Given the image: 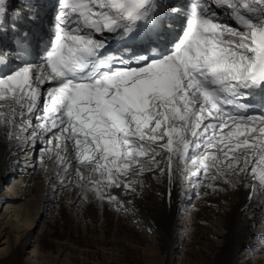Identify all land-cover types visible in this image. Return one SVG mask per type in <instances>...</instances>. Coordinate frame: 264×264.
<instances>
[{"label":"snow or ice","instance_id":"6c2138e0","mask_svg":"<svg viewBox=\"0 0 264 264\" xmlns=\"http://www.w3.org/2000/svg\"><path fill=\"white\" fill-rule=\"evenodd\" d=\"M57 4L39 62L25 33L13 50L21 65L0 76V134L20 152L39 151L60 187L74 174L84 199L109 204H119L112 188L134 192L145 172L172 183L177 161L213 191L231 177L264 189V0ZM14 7L0 0V36L18 31Z\"/></svg>","mask_w":264,"mask_h":264},{"label":"bare ground","instance_id":"6f19581e","mask_svg":"<svg viewBox=\"0 0 264 264\" xmlns=\"http://www.w3.org/2000/svg\"><path fill=\"white\" fill-rule=\"evenodd\" d=\"M35 153L25 155L16 142L0 134V189L4 185L7 191L5 196L0 194V204L4 205L0 209V264H171L179 248L189 245L184 243L191 241L189 235L193 232L196 237L193 245L199 247H190L191 253L183 256V264H264V254L258 255L264 248L258 239H264V189L251 177H231L234 186L215 181L221 190L213 191L191 176L190 171L195 169L190 164L177 161L172 183L167 171L160 174L156 169L138 178L140 182L134 185V192L112 188L111 194L118 198L119 204L109 205L126 211L125 219L135 225L125 229L134 233L138 229L152 231V240L141 236L146 244H153L152 250L142 251L128 262L120 253L125 246L123 241L103 238L107 227L101 224L99 212L92 206L73 205L82 195L77 177L73 174L68 178L70 182L60 187L55 178V164L45 158V171L40 164L42 154L38 153L37 163ZM26 161L33 167H26ZM128 178L134 179V173ZM243 184H256V191ZM197 194L201 197L195 205L197 210L188 212L187 205ZM62 197L65 201H61ZM87 199V203L100 201ZM53 205V209H47ZM177 210L182 217L175 221ZM107 213H113L112 209ZM85 216L91 218L90 226H80L77 221ZM197 222L205 225L200 232ZM256 224H262L263 228H254ZM39 225L42 231L33 238ZM192 226L196 229L192 230ZM83 228L94 232L93 242L104 241L102 244L111 246L114 254L107 256L81 248L91 246L88 239L77 237ZM27 252L29 256L25 257Z\"/></svg>","mask_w":264,"mask_h":264},{"label":"rangeland","instance_id":"374dc122","mask_svg":"<svg viewBox=\"0 0 264 264\" xmlns=\"http://www.w3.org/2000/svg\"><path fill=\"white\" fill-rule=\"evenodd\" d=\"M38 153L39 152L37 151L35 153V155H34V162H37V163L39 162V157H38L39 154ZM182 175L183 174H181V176ZM15 179H17V177ZM198 187L199 186H197L195 189H198ZM0 190H1L0 191L1 193L0 194H3V196H5L6 193H7V191H6V188L4 187V185L2 186V188ZM81 194L82 195L78 199V202L77 203H74L73 205H75V206L77 205L80 208H87V207L88 208H91V206H92L91 209H96L99 212L98 214L100 215L101 224L103 226H106L107 227L104 235H102L103 238L106 236V238L109 237V238H113L115 240L118 239V241H120V240L123 241V245L125 244V246L122 249H120V253L123 255V257H125L127 259L128 262H130V260L134 259V257L136 256V254H139L142 251L149 252V251L152 250L153 244L152 245L151 244H146L144 238H141V236H143V237H146V238H149V239L152 240V238H151L152 237L151 236V232L152 231H150V230H144V229H138L134 233V232H131V230H126L125 229L126 227H129V226L130 227H133V226L135 227V225H132L133 223L131 221H129L127 218L125 219V217H126V211H123V212L122 211H118V209L112 208V206H110L109 203H107L105 201H103V203H102V201H99V202L94 201V202H91V203L88 202L89 203L88 204L87 203V200L88 199H84L85 193H84L83 189L81 190ZM87 198H90L91 201L97 200V198L95 197L94 193H92V192H88L87 193ZM59 199H60V197H59ZM199 199H201V197L198 194L197 195H193V199H191L190 203L187 205L188 212H190L192 210L193 211L194 210H197V208H195V205H196V203H197V201ZM61 201H65V199L62 197L61 198ZM129 202H132V201H129ZM2 208H4V205L1 206V204H0V209L2 210ZM53 208H54V205L53 206H49L47 209L50 210V209H53ZM111 209H112V212L113 213L108 214L107 212L109 210H111ZM180 214H181L180 213V210H177V212L175 213V217H174L175 218V221H176V218L178 220L179 217H182V216H180ZM113 217L115 219H113ZM85 219L87 220L86 222H85ZM107 219H108V222H106ZM77 221H80L79 222L80 223V226L81 225L82 226H85V225L90 226L92 224L91 218H88L86 216L84 217V219L77 220ZM179 221H178V223H179ZM116 223L119 224V226ZM197 224H199V222H197ZM87 226H85V227H87ZM201 226H205V225L202 224V223L199 224V225H196V227H199L198 228L199 229L198 232H200ZM212 227H213L212 229L215 228L214 226H212ZM71 228L74 229V226L72 225ZM190 228H192V230L193 229H196L193 226L190 227ZM254 228H263V225L262 224H259V225L256 224V226ZM153 230H154V228H153ZM41 231H42V229H41L40 225L37 226L34 229V231H33V234H32L33 235V238L38 237V235H40ZM80 234H78L77 237L81 236L82 238H84L86 240L88 239L89 245H91L89 247H81V248H83V249H88L89 248V249H92L93 251H96L99 254H102V252H103V254L104 255H107V256H110V255L114 254L115 251L112 249L111 246L103 245L102 244L104 241L103 242L102 241L101 242H99V241L93 242L92 241V240H95L96 241V239H94V237H95L94 232L91 231L90 229L80 230ZM99 236H98V238H100ZM125 237H126V239H125ZM106 238H104V239H106ZM189 238H190L191 241L189 243L188 242L187 243L186 242L184 243V244H187V245L189 244V245L188 246H183L182 245L181 248H179V250L177 251V253H175V256L172 257V263L171 264H183L184 257L187 255V253H189V254L191 253L190 252V250H191L190 247H195V248H198L199 247L198 245H193V243L195 242L194 240H196V237H195L194 232H193V234L189 235ZM258 239H259L260 243L261 242L264 243V239L263 240H262V238H258ZM187 248H190V249H187ZM245 253L247 254L246 251H245ZM263 254H264V248L262 249V251H260L258 253V255H263ZM162 255H163V253H162ZM26 256H29L28 255V252L25 253V257Z\"/></svg>","mask_w":264,"mask_h":264}]
</instances>
